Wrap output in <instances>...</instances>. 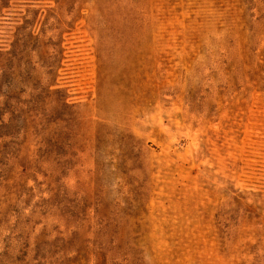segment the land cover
<instances>
[{
	"label": "rangeland",
	"instance_id": "obj_1",
	"mask_svg": "<svg viewBox=\"0 0 264 264\" xmlns=\"http://www.w3.org/2000/svg\"><path fill=\"white\" fill-rule=\"evenodd\" d=\"M0 264H264V0H0Z\"/></svg>",
	"mask_w": 264,
	"mask_h": 264
}]
</instances>
